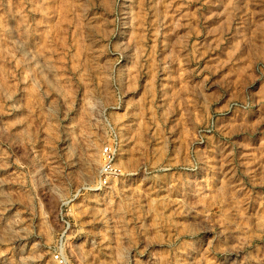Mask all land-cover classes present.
I'll return each mask as SVG.
<instances>
[{
  "label": "rangeland",
  "instance_id": "374dc122",
  "mask_svg": "<svg viewBox=\"0 0 264 264\" xmlns=\"http://www.w3.org/2000/svg\"><path fill=\"white\" fill-rule=\"evenodd\" d=\"M0 264H264V0H0Z\"/></svg>",
  "mask_w": 264,
  "mask_h": 264
},
{
  "label": "built area",
  "instance_id": "2783aa9c",
  "mask_svg": "<svg viewBox=\"0 0 264 264\" xmlns=\"http://www.w3.org/2000/svg\"><path fill=\"white\" fill-rule=\"evenodd\" d=\"M109 168L106 166V168H104V172H108ZM105 183V182H104Z\"/></svg>",
  "mask_w": 264,
  "mask_h": 264
}]
</instances>
